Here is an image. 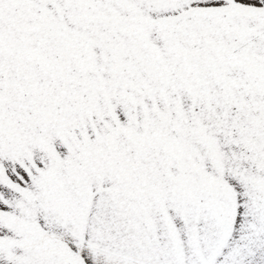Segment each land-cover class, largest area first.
Returning <instances> with one entry per match:
<instances>
[{"label":"snow or ice","instance_id":"snow-or-ice-1","mask_svg":"<svg viewBox=\"0 0 264 264\" xmlns=\"http://www.w3.org/2000/svg\"><path fill=\"white\" fill-rule=\"evenodd\" d=\"M0 264H264V0H0Z\"/></svg>","mask_w":264,"mask_h":264}]
</instances>
